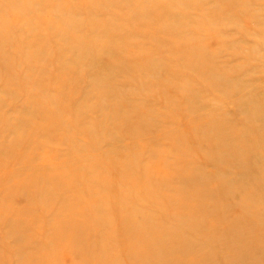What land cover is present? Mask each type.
Returning a JSON list of instances; mask_svg holds the SVG:
<instances>
[{"label":"bare ground","instance_id":"bare-ground-1","mask_svg":"<svg viewBox=\"0 0 264 264\" xmlns=\"http://www.w3.org/2000/svg\"><path fill=\"white\" fill-rule=\"evenodd\" d=\"M21 1L7 0L5 6L0 5V59H3L1 72H5L13 64L19 65L16 57L18 53L23 55L24 63L27 64L22 68L30 70L19 81L22 86L19 91L22 93L12 95L24 96L27 99L25 102L30 105L22 109V112H18L19 109L15 111L16 122L8 126H1L6 117L0 115V140L7 142L6 147L0 148V189L4 191L2 197L6 199L11 195L10 189L3 187L5 184L21 188V183L24 185L22 188L26 189L22 207L11 208L7 202L0 204V264H204V259L208 258L209 253L206 249L197 252L196 248L190 245L189 240L193 235H200L202 242L199 244L207 246L212 252L214 249L216 257L223 256L222 262L225 264H254L260 257L264 262V226L258 223H264V167L260 168L258 165L255 174L243 173V176H238L241 178L239 185L234 181V172L226 175L225 181L217 176L220 174L215 167L210 169L205 163L199 165L200 161H204L203 151L195 146L194 149L191 148L192 151L188 150L186 141L189 142V137L185 132L179 138H171L167 149L155 143L152 151L148 150L144 161L133 157L121 161L105 159L103 164L96 161L77 162L85 150L89 149L83 146L82 140L94 136L95 125L90 120L84 123L82 118L88 109L107 113L109 119L105 118L106 121H103L108 127L115 125L118 129L115 135L112 134L111 140L114 141L126 133H147L151 126L156 125L150 122L152 116L160 115L155 108L142 101L135 102L133 108H126L123 103L116 104L117 101L113 97L116 92H113L114 88L110 89L108 94L105 93L107 88L114 85L117 72L137 74L133 78L134 84L143 89L147 88L149 83L143 78L145 71L150 77L155 67L162 65L167 68L168 74L172 73L175 68L168 63V59L174 58L175 52H199L202 58L199 64L207 63L209 56L204 54L205 48L196 46L193 39H184L185 42L178 48L173 43V31L184 24L181 23V18L172 12L171 7H168L170 3H156L155 9L151 10V17L148 13L143 14L148 23H151L147 28L143 24L147 30H144L139 21H134L132 16L129 18V23L134 21L136 33L144 34L147 40H158L154 42L156 45L153 50L161 53L160 59L152 60L149 65L142 60L143 52L138 44L135 46L137 40L134 38L137 35L133 30L129 29L128 53L126 54L125 48L122 52L116 51L122 48L121 42H127L112 36V28L124 27V24L121 26L123 19L98 21L99 26L94 32L89 28L91 25L82 26L80 29L71 21L58 20V24L54 26V23L50 22L52 19H46L43 29L65 39L60 41L68 48L64 52L60 41L57 43L59 52L57 51L58 54L54 57L55 62L60 65L64 57H69L67 60L71 65L53 76L58 85L49 94L45 85L47 81L44 70L41 73L32 71L34 67L35 70L37 68L34 64L43 53L45 43L38 35H33L31 45L24 44L21 35L14 34L19 28L8 27L3 23L8 15L17 16L15 7ZM37 8L36 4H32L26 9ZM145 12L143 9L142 13ZM248 18L251 21L256 20L251 15H248ZM26 21L25 27L30 26ZM88 23L92 24L90 21ZM156 23L161 28L151 30ZM107 42L109 49L105 46ZM113 46L117 48L112 51ZM106 50L111 54L127 55L120 58L119 62L115 61L119 71L111 68L104 72L95 71L98 83L95 81L94 84L98 87L101 85L99 89L96 90V86H93V89L90 87L87 97L80 96L81 99L74 101L73 98L78 96L80 90L75 91L68 85L72 81L70 73L87 57L91 60L90 56L94 51ZM211 56L212 59L214 55ZM127 64L132 66L126 67ZM89 65L92 74L96 67L92 60ZM200 67L189 64V72L193 75ZM75 69L77 71V68ZM176 70L175 74L172 73L173 75L166 78L167 86L159 88L169 110L164 118L174 117L175 110L170 108L182 102L187 103L188 96L193 98V92L188 90L189 84L182 83L185 80L179 75L181 72ZM225 85L224 89H228L236 84L228 79ZM51 95H54V102L50 101L53 98ZM105 95L109 98L102 104L99 99ZM93 96L95 103L90 100ZM70 103L74 104L69 105ZM244 103L247 104L243 102L238 108L242 115L248 112ZM252 112L254 114L255 110H250L251 114ZM253 117L254 120L259 121L261 118L263 121L264 111L260 117ZM28 118L34 121L27 122ZM162 121L166 123L164 119ZM173 121L174 119L170 123ZM160 123L158 122V125ZM193 128L195 131L204 130L205 142H214V149H222L226 159L235 158L238 162L245 159L244 152L238 148L241 138L224 144L227 135L221 130L224 128L221 121L211 124L202 122ZM210 131L214 134L210 135ZM251 139L252 143L245 147L246 151H252L253 158L262 163L264 138L259 135ZM59 143H64L61 144L63 147L67 146L66 152L55 154L51 150ZM32 153L39 156L35 162ZM156 155L161 158L160 163L155 162ZM189 155H195L194 164L186 161ZM234 155L235 157H232ZM12 156L19 157V163L24 167L35 163L34 165L44 169L34 174L27 173L25 169L18 174L7 173L2 169L13 163L15 157ZM75 156L76 162H71L70 158ZM58 163L60 165L56 166ZM141 166H144L142 181L135 178ZM156 174L159 176H154ZM174 182L176 188L172 186ZM113 184H117V188H114ZM235 189H238V193L243 191L242 197L236 198L238 201L234 197ZM155 197L158 200H155ZM143 199H151L152 208L160 206L161 209L164 208L163 212H169V215L161 214L158 219L154 214L156 212L152 211L154 209L137 211L133 205ZM161 200H164L163 204ZM44 203L46 204L43 205ZM242 206L248 211H238ZM6 213L19 217L11 218ZM48 214H51V218L48 216L51 221L49 225L37 227L36 220ZM94 224L99 226L98 230H93ZM173 225L175 226L172 227ZM47 229L51 230L48 239L34 240L35 235L38 237ZM14 234H27L31 239L28 242L12 241L10 244L2 242L6 236ZM52 244H67L65 253L55 251L56 248L51 247L54 246Z\"/></svg>","mask_w":264,"mask_h":264},{"label":"rangeland","instance_id":"rangeland-1","mask_svg":"<svg viewBox=\"0 0 264 264\" xmlns=\"http://www.w3.org/2000/svg\"><path fill=\"white\" fill-rule=\"evenodd\" d=\"M60 1L62 2L60 3ZM165 2L170 3L168 7H171L172 12L178 15L181 18V23L184 24L183 27L173 31V43L177 45V48L181 43L185 42L184 39H193L196 41V46L205 48L204 54L209 56L205 65L199 64L202 60L199 52L191 53L189 50L184 53L183 51H179L178 53L175 52L174 58L168 59V63L175 68L172 70V73L175 74V71H177L176 69L181 72L179 75L185 80L182 83L186 85L189 84L188 90L193 92V98L188 96L187 103L182 102L170 108V110H175L174 117L164 118L169 110L166 108L163 101L165 97L163 93H160L159 88L167 86L168 81L166 78L173 75L172 73L168 74L167 68L165 69L162 65H157L150 77L147 76L148 74L145 71V76L143 78H146L145 80L149 83L148 86H146L147 88L139 89L135 86V79H133L137 74L127 72L119 74L117 72L119 68L117 66L118 63L115 61L119 62L120 58L126 57L127 55L111 54L107 50L105 52L94 51L90 56L96 67L92 74L89 71V63L91 60L88 59V57L83 63H79L76 67L73 66L74 69L70 73L72 81H70L68 85L75 91L80 90L78 96L75 95V98L72 97L74 101L86 95L90 87L93 89V86H96V90L99 89L101 85L98 87L94 84L95 81H97L95 71L104 72L106 69L111 68L116 71L117 74L114 85L107 88L105 93L108 94V91L114 88L113 92H116L113 97L117 101L116 104L123 103L126 108H133L135 102L142 101L145 102L146 105L155 108L160 115L152 116L150 122L156 125L151 126L150 131L147 133H126L123 136H119L117 140L114 141V139L111 140V137L115 135L114 133L118 129L114 124V126L110 125L108 127L104 122L106 121L105 118H107V120L109 119L107 113L88 109L82 118L84 119V123L90 120V122L95 125L94 136L90 138L86 137L82 140V142H84L83 146H86V149L89 148V152L85 150L84 154L80 156L81 159L77 162L88 163L89 161H96L97 163L103 164L104 162L102 161H105V159L121 161L123 159L130 160L133 157H139L141 161H144L148 150L152 151L155 143H158V146H161L163 149H167V147H169L168 141L171 138H179L181 134L185 132L189 137V142L186 141V145L189 146L188 150L192 151L191 148L194 149L195 146L196 149L203 151L204 161H200L199 165L205 163L209 165L208 168L210 169H214L215 167L220 174L217 176L223 178V180H225L224 177L226 175L234 172V181L239 185V180L241 178L238 176H243V173H248L250 175L255 174L258 170V165H260L258 166L260 168L264 167V160H262V163H259L253 158V152L249 150L246 151L245 148L248 144L252 143L251 138L259 135L264 138V120L261 121L260 118L259 121H257L254 120L253 117V115L260 117L261 112L264 111L262 107L264 106V46H262L264 40V0H57V2L56 0H22L15 7L17 16L12 17L8 15L3 23L8 27L19 28L14 34H20L24 44L31 45V37L33 35H38V38L45 43L46 46L44 47L43 53L39 55V60L34 64V66L37 65V68L35 70L33 66L34 70L32 71H40L41 73V71L44 70L45 79L47 81L45 85L49 93L57 88L58 85L56 81L53 80V76L57 74L59 70L61 71L64 68L68 69L71 65H69L70 61L67 60L69 57H64L60 65H57L58 63L55 62L54 57L59 52L56 45L60 40L65 39L57 37L54 33L43 29L46 19H52L50 22H53L54 26L58 24V20L71 21L78 25L80 29L82 26L91 25L89 28L92 32L99 26L98 21L104 22L105 20L112 21L114 19H123L121 26L124 24V27H119L117 29L112 28V36L127 40V42H121V49L116 50L117 52H122L125 48L127 54L129 47V29L135 32L133 22L139 21L144 30H147L146 28L148 25L150 26L151 23H148L147 18L143 14L148 13V16L151 17V10L155 9V6H157L156 3L163 4ZM6 3L7 0H0V5L5 6ZM32 4H36L38 8L33 10L26 9L28 5ZM143 9L146 11L145 13H142ZM248 15L255 17L256 20L251 21ZM130 16H132L134 20L131 23H129V20H131L129 19ZM25 21L29 22L30 26L25 27ZM89 21L92 24H89ZM160 28L161 27L156 23L151 27V30ZM136 35L137 36L134 38V40H137L135 46L138 44L139 49L142 50L143 55L141 58L144 63L149 65L152 60H159L161 53L153 50L156 45L154 42L158 40H147V37L141 33H136ZM60 43L63 51L66 52L68 48L64 45V42L60 41ZM105 46L109 49V42L105 43ZM115 48L117 47L113 46L112 51L115 50ZM211 55H214L212 59ZM16 57H18L17 63L19 65H11L5 72H1L3 59H0V115L2 114L3 117H6L5 120L1 122V126L5 124L8 126L10 123H15L17 119L15 111L19 109L18 112H22V109L30 105L25 102L27 99H25L24 96H12L14 93H22L19 91V89L22 88V86L19 85L21 84L19 81L30 71L22 68L27 66V64L24 63L25 60L23 55L18 53ZM112 60H114V63H112ZM189 64L201 67L196 73L191 75L189 72ZM125 66L131 67L132 65L127 64ZM75 68H77L78 72ZM228 79L236 85L224 89ZM175 80L177 82L176 78ZM156 83H158V85ZM34 88L35 87H33V89ZM96 90H94L95 93ZM87 96L88 95H86V97ZM51 97L53 98L52 100L50 99V101L54 102V95H51ZM93 97H91L90 100L95 103V96ZM108 98L109 97L105 95L100 97L99 100L104 104ZM243 102H247V104H244L247 105L246 110L248 111L244 115L240 114L238 109L243 105L241 104ZM73 104L74 103H70L69 105ZM18 106L19 108H17ZM252 109L255 110L254 114L253 112L252 114L250 113ZM162 119H164L166 123H164ZM173 119L174 121L170 123ZM26 121L32 122L34 119L28 118ZM216 121H221L223 123L224 128H221V130L227 135L224 144H228L240 138L242 139L241 142H238V148L245 154V159L243 161L238 162L235 158H231V160L226 159L223 157L222 149H214L216 147L214 142H205L203 139L205 134L204 130L195 131V128H193L198 123L206 122L211 124ZM158 122L161 123L158 125ZM209 133L210 135L214 134L213 131ZM129 135H134V137L131 138ZM5 142L6 140H0V148L7 146V142ZM61 144L59 143V145L53 146L51 151L55 154L65 153L67 146L63 147ZM18 154L19 153H17V156ZM32 155L34 156L33 158H35L33 162L37 161L36 157L39 156L33 153ZM17 156H12L15 157V162L13 161V163L2 170L7 173L14 172L18 174L21 170L25 169L27 173L34 174L44 169L42 166L39 167L34 165L35 163L24 167L20 165V159ZM193 156L195 155H189L186 161L194 164ZM156 157L155 162L160 163L162 161L161 158L157 155ZM232 157H235V155ZM76 159V156L71 157L70 161L76 162ZM58 165H60V163L56 166ZM143 168L144 166H141L139 173H136V180H144ZM154 176L159 175L156 174ZM20 185L21 188H18L17 185L13 187L7 184H5V186L2 185L4 188L6 187L5 189H10L11 195H9L10 199H8L9 197L4 199L2 197L4 191L0 189V204L8 203V206L11 208L22 207L24 205L26 189L22 188L24 185L21 183ZM166 185H168V183H166ZM117 186V184H113L114 188H117ZM126 186L129 188V184ZM172 186L176 188L175 182ZM183 189L186 190L185 188ZM237 190L238 189H235V192H233L235 193V199L243 195L242 190H240L239 193L236 192ZM155 200L158 199L155 197ZM236 200L238 201V199ZM161 201L163 204L164 200ZM45 204L46 203L43 205ZM150 204L151 199H143L137 201L133 207L137 211L148 210V208H151V210L154 209ZM159 208L160 206H157L152 210L156 212L154 214L158 219L161 214L169 215V212H163L162 209L164 208H160V210ZM238 211L243 213L248 210L242 206L239 207ZM6 214L11 218L19 217V215L11 216L8 213ZM50 215L51 214H48L46 215L47 217L45 216L40 220H36V226L49 225L51 222ZM48 216H50V218ZM105 220L109 219L105 218ZM260 222L258 221L263 227L264 223L261 224ZM174 226L175 225L172 227ZM98 229L99 226L94 224L93 230ZM50 236L51 230L47 229L42 235L38 237L35 235L34 240L38 238L44 240L48 239ZM199 237L200 235H193L190 237L189 243L196 248L194 249L197 252L206 249V252L209 253L208 258L204 259V264H225L222 262L223 256H221V258L216 257L214 249L212 252L207 246L199 244L202 242ZM30 239L31 237L27 234H14L6 236V239L2 242L10 244L12 241L16 242L18 240H23L28 242ZM50 239H52V237ZM192 241L193 243H191ZM52 245L54 246L51 247L56 248L55 251L65 253V245L67 244ZM19 257L22 258L20 253ZM254 264H264V262H262V257Z\"/></svg>","mask_w":264,"mask_h":264}]
</instances>
